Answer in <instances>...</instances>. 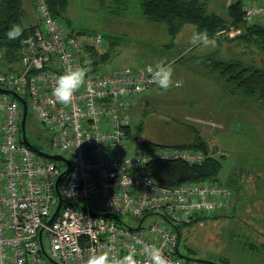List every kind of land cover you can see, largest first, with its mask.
<instances>
[{"label":"built area","instance_id":"1","mask_svg":"<svg viewBox=\"0 0 264 264\" xmlns=\"http://www.w3.org/2000/svg\"><path fill=\"white\" fill-rule=\"evenodd\" d=\"M34 3L38 21L21 41L20 67L10 62L0 72V264H86L92 251L108 249L134 251L147 264V244L161 247L173 264H194L181 254L177 225L231 206L234 192L210 179L166 186L151 166L202 164L215 153L170 146L128 152L127 110L156 85L149 71L155 64L101 73L104 35L67 31L46 0ZM258 19H264V1L243 0V23ZM223 31L233 36L243 27ZM77 65L88 69L86 85L62 105L52 94L56 79ZM14 93L25 98L28 110L30 99L34 117L69 168L25 143L23 104ZM57 183L63 202L52 219ZM152 214L160 217L151 220Z\"/></svg>","mask_w":264,"mask_h":264},{"label":"rangeland","instance_id":"2","mask_svg":"<svg viewBox=\"0 0 264 264\" xmlns=\"http://www.w3.org/2000/svg\"><path fill=\"white\" fill-rule=\"evenodd\" d=\"M119 1L123 0H69L60 19L67 31L104 35L107 58L102 61L101 73L123 66L136 69L161 60L172 64L173 81H180L181 85L174 83L167 91L154 85L139 95L134 108L127 110L131 125L128 152H135L139 141L177 147L192 140L195 128L222 162L217 182L239 192L248 177L257 181L252 184L257 189L251 192L253 202L248 215L243 207L233 209L231 205V213L224 212L229 208L226 207L209 216L198 215L199 221L180 225L181 254L190 256L189 261L194 264H205L204 260L220 264H264V106L252 108L243 100L236 102L223 84L208 75L211 68L198 57L205 56L204 51L216 53L218 58L263 66V54L256 49L251 51L252 47L243 42L224 38H214L215 44L208 47L192 46V34L198 32L194 25L187 27L182 38L178 36L181 42L177 39L165 46L171 38L164 23L143 17L139 0H128L127 7ZM227 1L207 0L206 8L227 18ZM261 21L264 19L257 20ZM232 27L235 25L226 29ZM219 34L238 35L234 31L233 36L228 31ZM3 54L0 72L9 70L10 62L11 66L20 67L18 59L11 57L9 61ZM28 102L29 141L44 152L57 153L48 140L47 130L34 117L29 98ZM151 217L153 220L160 216Z\"/></svg>","mask_w":264,"mask_h":264},{"label":"trees","instance_id":"3","mask_svg":"<svg viewBox=\"0 0 264 264\" xmlns=\"http://www.w3.org/2000/svg\"><path fill=\"white\" fill-rule=\"evenodd\" d=\"M46 1L52 14L58 18L66 11L69 3V0ZM139 1L143 17L156 23H164L167 26L171 41L167 42L165 46L175 42L179 35V38H182L187 27L194 25L198 32L206 31L210 38H224L231 42H243L248 47H252L250 48L251 51L256 49L260 55L262 53L264 56V22L243 23L242 0H236L229 4L227 18L215 12H209L203 0ZM119 2L120 4L122 2L125 7L129 3L128 0ZM14 24L21 25L24 29L23 34L18 39L9 40L6 33ZM231 24L235 26L241 25L243 27L242 33L235 37L221 36L219 33ZM33 28L34 24L30 22L23 0H0V52H4L5 58L9 61L12 60L11 57H14L15 61L18 59L21 52V41L32 32ZM178 41L181 42L180 39ZM198 57L211 68V70H207L208 75H212L215 80L223 84L226 93L236 102L243 100L247 106H252V108L264 106V65L246 63L239 59L226 60L218 58L216 53ZM102 58H107L106 53L102 55ZM261 58L264 60L263 57ZM128 131L130 135V127ZM194 132L195 136L192 137V140L179 144L177 147L203 149L206 153H215L214 150L211 151L209 143L201 136L199 131L194 128ZM137 146L139 148H147L165 145L148 144L144 141H139ZM221 167L222 162L216 155L208 156L202 164H189L178 160L156 161L151 166L156 178L166 186H177L184 181L201 179L218 181ZM194 220L199 221L201 218L195 217L191 222ZM177 229L181 237L180 225H177ZM185 257L191 259L190 256ZM203 262L205 264H220L206 260Z\"/></svg>","mask_w":264,"mask_h":264},{"label":"clouds","instance_id":"4","mask_svg":"<svg viewBox=\"0 0 264 264\" xmlns=\"http://www.w3.org/2000/svg\"><path fill=\"white\" fill-rule=\"evenodd\" d=\"M46 7V5L44 6ZM23 28L19 24H14L6 33L9 40H15L23 34ZM192 46L208 47L215 44L214 38H210L208 33L194 32L191 37ZM152 81L162 90L167 91L172 86H180V82L173 81L174 68L171 63L161 60L150 68ZM88 69L83 66L70 67L56 79L52 94L56 101L62 105L72 103L75 94L86 85ZM143 255L148 258L147 264H173L168 256L164 254L161 247L154 244H147L143 247ZM86 264H144L136 258L134 251L120 255L113 253L111 249L104 251H92L86 260Z\"/></svg>","mask_w":264,"mask_h":264},{"label":"crops","instance_id":"5","mask_svg":"<svg viewBox=\"0 0 264 264\" xmlns=\"http://www.w3.org/2000/svg\"><path fill=\"white\" fill-rule=\"evenodd\" d=\"M206 1L207 0H203V2L205 3L206 6ZM260 1H264V0H260ZM24 2V7L26 9L27 15L30 19V21L35 24L38 21V14L36 12V7H35V3L34 0H23ZM234 1L231 0V2L228 0L227 3L225 4V7L228 6L230 3H232ZM203 53L208 54V52H204ZM212 54V53H209ZM251 183V184H250ZM257 181L255 180V178H250L248 177V179L246 180V182L244 183V185L241 187L239 192H234L233 195V200H232V208L233 209H242V207L244 208V210L246 211V214L248 215L250 213V209H251V204H252V197H251V192L256 190L257 187L252 185V184H256ZM239 207V208H238ZM224 209V212H228L231 213L232 210H230V207L228 208V210ZM262 217V216H261Z\"/></svg>","mask_w":264,"mask_h":264},{"label":"water","instance_id":"6","mask_svg":"<svg viewBox=\"0 0 264 264\" xmlns=\"http://www.w3.org/2000/svg\"><path fill=\"white\" fill-rule=\"evenodd\" d=\"M21 101H22V104H23V118H22V134H23V140L25 141V143L27 145H29L30 147H32L33 149H35L37 152H39L40 154H42L43 156L47 157V158H50V159H56V160H60V161H65L67 164H68V168L70 166V162L69 160L62 154L60 153H47V152H44L42 151L41 149L37 148L36 146H34L28 139L27 137V134H26V120H27V115H28V105H27V102L25 100L24 97H21L20 95H17L16 93H14ZM68 168L62 173L61 177H63L67 171H68ZM60 177V178H61ZM56 189H57V193L59 195V203L57 205V208H56V211L54 213V215L52 216V219L55 218V216L59 213V210L61 208V205H62V202H63V197L59 191V187H58V183L56 185ZM51 261L54 263V264H59L57 261L51 259Z\"/></svg>","mask_w":264,"mask_h":264}]
</instances>
